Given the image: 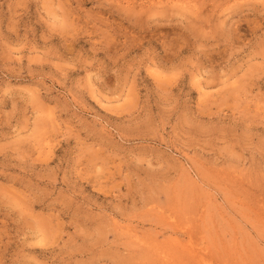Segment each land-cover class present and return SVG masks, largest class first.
Returning a JSON list of instances; mask_svg holds the SVG:
<instances>
[{
	"label": "rangeland",
	"instance_id": "obj_1",
	"mask_svg": "<svg viewBox=\"0 0 264 264\" xmlns=\"http://www.w3.org/2000/svg\"><path fill=\"white\" fill-rule=\"evenodd\" d=\"M0 264H264V0H0Z\"/></svg>",
	"mask_w": 264,
	"mask_h": 264
}]
</instances>
